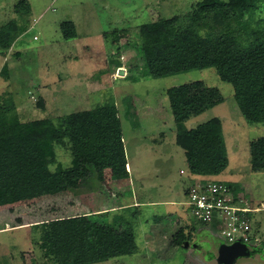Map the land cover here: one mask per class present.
Wrapping results in <instances>:
<instances>
[{"label": "rangeland", "instance_id": "obj_1", "mask_svg": "<svg viewBox=\"0 0 264 264\" xmlns=\"http://www.w3.org/2000/svg\"><path fill=\"white\" fill-rule=\"evenodd\" d=\"M197 1L0 0V29L12 22L11 30L16 26L9 48H0V107L10 97L20 121L27 122L111 100L118 109L127 159L120 178L106 167L100 181L92 178L0 200V228L5 229L0 231V264H54L48 222L105 208L97 219L111 222L122 215L138 249L93 264H215L221 236L198 222L185 204L186 190L197 176L233 186L243 205L259 208L248 213L258 250L235 264H264V170L250 166V143L264 137V121L246 120L233 84L221 80L214 67L153 77L136 50L140 25L190 14ZM235 13L249 23L243 41L264 36V3ZM63 21L73 23L75 37L63 38ZM228 27L234 29V21ZM173 86L186 97L204 95L209 104L177 122L165 95ZM205 123L218 132L214 138L221 161L215 171L197 174L175 141L178 133ZM54 152L51 171L71 165L67 146L55 145ZM190 227H209L213 236H197ZM179 230L189 236L187 246L175 244Z\"/></svg>", "mask_w": 264, "mask_h": 264}, {"label": "trees", "instance_id": "obj_2", "mask_svg": "<svg viewBox=\"0 0 264 264\" xmlns=\"http://www.w3.org/2000/svg\"><path fill=\"white\" fill-rule=\"evenodd\" d=\"M261 3L264 0H199L190 14L140 25L137 53L146 59L153 77L214 67L221 80L233 84L235 101L246 120L264 121V36L243 41V29L249 23L235 13L243 7L256 9ZM230 21H234L235 28L228 31ZM12 25L13 22L1 27L0 48L11 45L16 31L15 24L11 30ZM60 31L65 39L76 36L70 21H63ZM178 90L173 86L165 91L177 122L209 104L205 103L209 99L204 95L186 97ZM3 101L0 200L56 185L73 187L92 178L100 181V173L106 167H110L113 176H124L127 159L118 109L113 101L55 119L27 122L20 121L10 97ZM217 133L205 123L176 136L175 142L184 149L194 173L213 172L221 161L214 138ZM55 145L68 147L71 165L51 171ZM250 166L255 171L264 170V137L250 143ZM230 189L235 193L233 186ZM124 208L127 207L121 210ZM106 212L50 220L54 264H93L134 254L138 249L136 237L127 229L124 217L116 214L111 222L97 219ZM188 239L179 230L174 242L183 246Z\"/></svg>", "mask_w": 264, "mask_h": 264}, {"label": "built area", "instance_id": "obj_3", "mask_svg": "<svg viewBox=\"0 0 264 264\" xmlns=\"http://www.w3.org/2000/svg\"><path fill=\"white\" fill-rule=\"evenodd\" d=\"M195 181L186 190L185 204L198 222L219 232L221 237L218 243L229 245L237 241L258 246L260 241L251 234L248 220V213L256 210L235 198L230 186L223 181L199 179L198 176Z\"/></svg>", "mask_w": 264, "mask_h": 264}, {"label": "water", "instance_id": "obj_4", "mask_svg": "<svg viewBox=\"0 0 264 264\" xmlns=\"http://www.w3.org/2000/svg\"><path fill=\"white\" fill-rule=\"evenodd\" d=\"M121 75L123 69L118 71ZM193 243L192 245H194ZM188 245V241L184 242V246ZM258 250L257 246H248L244 243L234 242L232 244L217 243L216 255L214 257L215 264H235L240 258H247Z\"/></svg>", "mask_w": 264, "mask_h": 264}, {"label": "crops", "instance_id": "obj_5", "mask_svg": "<svg viewBox=\"0 0 264 264\" xmlns=\"http://www.w3.org/2000/svg\"><path fill=\"white\" fill-rule=\"evenodd\" d=\"M256 209V211L259 209V208H255ZM103 211H101V212H105V211H107V208H105V209H102ZM96 212L97 211H99V210H95ZM94 212V211H93ZM255 212V211H254ZM192 228V227H191ZM190 228V229H191ZM1 230H5V229H3V228H0V231ZM194 230H195V235H197V236H212L213 234L211 233V229L209 228V227H202V228H198V229H195L194 228ZM196 244V243H195ZM216 247V246H215ZM208 249V253L210 254V255H214V253L211 251V247L209 246V248H207ZM214 257H215V255H214Z\"/></svg>", "mask_w": 264, "mask_h": 264}, {"label": "flooded vegetation", "instance_id": "obj_6", "mask_svg": "<svg viewBox=\"0 0 264 264\" xmlns=\"http://www.w3.org/2000/svg\"><path fill=\"white\" fill-rule=\"evenodd\" d=\"M212 236H213V235H212ZM193 243H194V242H193ZM193 243H192V244H193ZM193 246H196V245L194 244ZM203 248H204V249L207 251V253H208V249H207L208 246H207V245H206L205 247L203 246ZM252 255H253V254H252ZM211 256H212V255H211ZM250 257H252V256H249V258H250Z\"/></svg>", "mask_w": 264, "mask_h": 264}]
</instances>
